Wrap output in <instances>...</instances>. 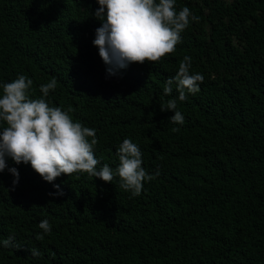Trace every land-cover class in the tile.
I'll return each mask as SVG.
<instances>
[{"label":"trees","instance_id":"obj_1","mask_svg":"<svg viewBox=\"0 0 264 264\" xmlns=\"http://www.w3.org/2000/svg\"><path fill=\"white\" fill-rule=\"evenodd\" d=\"M0 264H264V0H0Z\"/></svg>","mask_w":264,"mask_h":264}]
</instances>
